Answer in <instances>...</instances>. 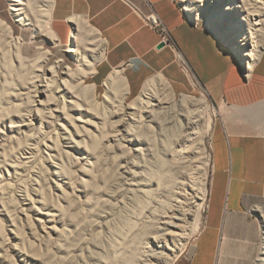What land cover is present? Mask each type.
<instances>
[{
	"label": "bare ground",
	"instance_id": "bare-ground-1",
	"mask_svg": "<svg viewBox=\"0 0 264 264\" xmlns=\"http://www.w3.org/2000/svg\"><path fill=\"white\" fill-rule=\"evenodd\" d=\"M7 1L11 16L19 26L31 27L53 45H58L57 35L50 28L51 11L45 8L48 0ZM186 1L185 10L194 15L197 14L195 6L198 5V10L204 7L209 13L208 21L214 23L215 29L221 28L222 36L227 41L232 39L231 34L241 30L243 42H230V45L239 60L243 56L249 58L246 76L249 77L254 71L256 55L264 46V43L260 44L263 39L258 43L261 36L259 26H262L264 19V0H254L253 6L259 12L252 21L247 18L244 30V21L237 14L239 4L236 0H232L227 9L220 5V0ZM239 1L244 11L248 12L251 6L244 0ZM33 7L36 8V17L31 19ZM251 10L253 9H250V13H253ZM71 21L75 28L70 35L71 43L65 51L73 57L76 68L67 65L60 72L61 60L46 68L51 60L49 57L52 56V52L48 50L40 49L33 59L26 57L22 40L15 37L12 28L0 20V84L3 88L0 93V126L7 131L4 133L0 130V145L12 140L14 135L28 139L26 149L18 157L7 160L5 168L0 171V199L9 194L7 191L11 190L13 183L28 174V165H32L37 152L39 136L48 137L46 142L52 143V147L62 141L63 146H66L64 148L76 150L81 157L89 154L86 150L75 147L77 142H88L90 148H95L96 144L99 145V140L106 138L102 146L113 147L114 144L124 142L128 146L126 155L133 150L140 160L145 161L150 156L161 167L167 166V157H170L173 160L172 166L161 173L158 180L149 178L148 175L147 181L144 180V186H154L158 192H162V198L156 204L158 206L150 207L147 215H142L128 226L124 237L126 240L119 248L112 246L110 256L113 260L104 264L174 262L185 248L190 234L196 235L199 232L200 210L206 205L210 193L206 180L211 160L206 156L204 137L198 143H195V138L203 132L211 140V106L204 98L193 105L194 109H190L187 96H182L177 103L176 95L163 79L159 85L148 83L127 111L114 108L106 112V103H113L119 93L120 100L125 95V88L123 92L119 90L126 86V80L121 73H114L103 83L106 88L103 100L94 99L95 85L85 86V79L93 75L95 62L102 54L94 53V49L90 48L91 34L86 31V26L81 28L83 21L75 17ZM216 22L219 24H215ZM77 91H83L89 97L77 98L73 94ZM67 103L72 104L74 115L65 125L62 120L65 119ZM43 147L45 158L52 167L49 172L52 176H57L61 165L51 161V154H46L45 150L51 149V145L47 146L44 142ZM32 171V175L38 179L44 173L43 170ZM144 193L145 190L142 194ZM25 201L27 196L24 197L23 202ZM190 221H194V224L191 225ZM46 222L50 223L49 220ZM260 262L264 264V253Z\"/></svg>",
	"mask_w": 264,
	"mask_h": 264
},
{
	"label": "rangeland",
	"instance_id": "rangeland-1",
	"mask_svg": "<svg viewBox=\"0 0 264 264\" xmlns=\"http://www.w3.org/2000/svg\"><path fill=\"white\" fill-rule=\"evenodd\" d=\"M174 1L191 22L198 28L212 34L221 43L222 47L239 66L244 79H249L252 73L246 77L249 58L243 56L239 60L230 45V42H237L238 44L243 42L241 30L231 34L232 39L227 41L222 36L221 28L215 29L214 23L208 21L209 13L204 7L198 10V5L195 6L197 14L194 15V13L185 10L186 0ZM220 2V5L225 9L232 4V0H220ZM236 2L240 6H238L237 14L244 21V30L246 29L245 21L247 18L252 21L259 9L253 6L254 0H244L251 6L250 9H253L251 10L253 13H250V9L245 12L240 1L236 0ZM0 7V20L12 28L15 37L22 40L23 53L26 57L35 58L40 49L43 48L52 52V56L49 57L51 60L46 68L59 60L62 61L60 72L64 71L67 65L76 68L73 57L65 51L72 40L69 38V34L63 36L60 42L58 41V45H53L52 42L31 27L22 28L14 22L7 0H0ZM35 17L36 10L34 9L30 18L34 19ZM88 24L86 21L82 22L81 28L87 27L86 31L91 34L90 48L94 49V53H97L101 49L102 42L98 41L99 36ZM215 24L219 23L216 22ZM259 27L261 36L258 43L260 39H263L260 43L263 44L264 19L262 26ZM67 30L68 33L71 31L69 26H67ZM88 54L90 53L88 52ZM256 56L254 68L263 58L260 69L264 70V46ZM164 78L166 77L162 74L153 73L143 84L142 91L148 83L159 85L164 81ZM167 81L170 83L168 79ZM91 85H93V81L89 76L85 79V86ZM170 85L176 93L177 103L182 96H187L189 108L192 109L193 105L206 98L211 106L209 114L212 118V125L218 119L217 108L202 89L186 84L185 89L178 91V89H174L172 83ZM124 88L127 89V81L126 86L119 92H123ZM1 89L3 88L0 84V93ZM73 94L77 98L89 97L83 91H77ZM95 94L96 98L94 97V99L102 101L106 94L105 86L95 88ZM139 95L135 97L123 95L120 100L121 93H119L118 98H115L114 102L112 101L113 103H106V112L114 108L127 111L132 101ZM71 105L68 103L66 105L65 119L62 120L65 125L74 115ZM0 130L4 133L7 132L2 126H0ZM199 134L195 138V143H198L203 136L206 156L212 160L211 140L209 137L206 138L203 132ZM47 138L46 136L37 138V152H35L36 155L34 154L32 165H28V174L20 181L13 183L11 190L7 191L9 194L0 199V264H104L111 262L113 260L110 256L112 246L115 248L122 246L126 240L124 237L128 226L142 215H147V210L150 207L158 206L156 205L158 199L162 198V192H158L154 186L150 188L144 186L147 175L149 178L158 180L161 173L166 172L172 166L173 160L167 157L169 162L167 166L163 167L157 165L153 157L150 156L142 161L136 157V152L133 150H130V154L126 155L125 151L128 146L124 142L119 145L114 144L113 147L102 146L107 138L99 140V145L96 144L95 148H90L88 142L76 143L73 141L76 143L75 147L86 150L89 154L87 157H81L76 150L64 148L66 146H63L62 141H58L56 146L52 147V143L46 142ZM174 139L176 140V137ZM27 141L26 137L14 135L12 140L0 145V171L5 168L7 160L18 157L26 149ZM44 142L47 146L51 145V149L45 150L46 154L52 155L51 161L61 165L57 176H52L49 172L52 167H50L45 158L46 155L43 153ZM31 169L35 172L43 170V177L41 176V179L36 178L32 175L31 172L34 171ZM209 181L210 169L208 168L206 187L210 192ZM143 190H145L144 194H142ZM25 195L27 201L23 202ZM26 202H31V204L26 205ZM208 202L209 195L206 205L202 206L200 210L199 232L196 235L190 234L181 254H178L174 262L173 260L169 261V264H181V262L186 264L187 260L190 259V252L205 226ZM47 220L50 223L46 222ZM189 223L194 224V221ZM263 253L264 193L249 209L242 213L228 214L224 217L215 264H262L260 258Z\"/></svg>",
	"mask_w": 264,
	"mask_h": 264
},
{
	"label": "crops",
	"instance_id": "crops-1",
	"mask_svg": "<svg viewBox=\"0 0 264 264\" xmlns=\"http://www.w3.org/2000/svg\"><path fill=\"white\" fill-rule=\"evenodd\" d=\"M45 6L51 11L50 28L59 42L65 35L71 38L74 17L89 23L99 36L102 56L91 76L95 88L117 72L127 81L126 96L139 95L153 73L164 75L178 91L186 84L193 87L179 66L180 56L217 108L205 226L186 263L215 264L224 217L249 209L264 193L263 58L245 80L221 43L192 25L174 0H48ZM151 11L169 31L176 50L158 49L159 36L143 22V15Z\"/></svg>",
	"mask_w": 264,
	"mask_h": 264
},
{
	"label": "built area",
	"instance_id": "built-area-1",
	"mask_svg": "<svg viewBox=\"0 0 264 264\" xmlns=\"http://www.w3.org/2000/svg\"><path fill=\"white\" fill-rule=\"evenodd\" d=\"M143 22L147 27H149L150 29H152L153 31L157 33V35L160 38L159 45L163 44L164 47H169L171 49L176 50L175 43L169 31L167 30L163 22L160 20V18L153 11H151L150 13L146 15H143ZM179 66L181 70L191 78L193 85L194 86L197 85L196 87H198V84L196 83V81H194V79L192 78L189 72L186 62L180 56H179ZM245 80H248V79H245Z\"/></svg>",
	"mask_w": 264,
	"mask_h": 264
},
{
	"label": "water",
	"instance_id": "water-1",
	"mask_svg": "<svg viewBox=\"0 0 264 264\" xmlns=\"http://www.w3.org/2000/svg\"><path fill=\"white\" fill-rule=\"evenodd\" d=\"M191 22V21H190ZM191 24L192 25H195L193 22H191ZM73 27V26H72ZM74 30V29H73ZM164 47V45L163 44H160L159 46H158V49H161V48H163Z\"/></svg>",
	"mask_w": 264,
	"mask_h": 264
}]
</instances>
